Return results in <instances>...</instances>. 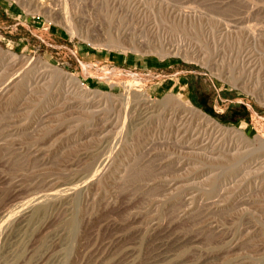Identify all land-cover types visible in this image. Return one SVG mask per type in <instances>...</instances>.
<instances>
[{
	"label": "rangeland",
	"instance_id": "rangeland-1",
	"mask_svg": "<svg viewBox=\"0 0 264 264\" xmlns=\"http://www.w3.org/2000/svg\"><path fill=\"white\" fill-rule=\"evenodd\" d=\"M39 1L0 0V264H264V0Z\"/></svg>",
	"mask_w": 264,
	"mask_h": 264
},
{
	"label": "bare ground",
	"instance_id": "bare-ground-1",
	"mask_svg": "<svg viewBox=\"0 0 264 264\" xmlns=\"http://www.w3.org/2000/svg\"><path fill=\"white\" fill-rule=\"evenodd\" d=\"M38 6H40V8H42V9H45V10H52V8H51V5H49V3H48V1H46V0H40L39 1V3L37 4ZM44 12H46V11H44ZM53 13V12H52ZM124 40V39H123ZM125 42V41H124ZM111 43V42H110ZM127 43V42H126ZM131 45V44H130ZM126 46V45H125ZM1 50V49H0ZM7 52V51H6ZM10 52V51H9ZM8 55V54H7ZM11 55V54H10ZM12 56H14V57H16V58H14V60L13 59H11V60H13V63L14 64H16L17 62H18V58L19 57H17V54L15 55V54H12ZM26 57V56H25ZM23 59V58H22ZM27 59V58H26ZM25 59V60H26ZM22 62V61H21ZM12 63V64H13ZM13 64V65H14ZM23 64V63H22ZM48 69H53L54 67L53 66H50L49 64H44ZM11 66V65H10ZM12 67V66H11ZM46 72H47V70H46ZM105 73L107 72V71H104ZM42 74H43V72H42ZM63 74V73H62ZM107 74H108V72H107ZM64 76V78H66V79H68V80H71L72 81V84L74 83V85H75V87H76V91L78 92H80V93H82V95L83 94H86V95H90V94H94V95H96L97 93H100V91H97V90H92L88 85H85L82 81H80V79L79 78H77L76 77V75L74 76V75H70V74H63ZM99 75V74H98ZM116 75V74H115ZM42 76V75H41ZM40 76V77H41ZM47 76V75H46ZM134 76V75H133ZM45 77V76H44ZM131 78V77H130ZM42 80V79H41ZM133 90V89H132ZM73 91V90H72ZM130 92H131V90H130ZM103 93V92H102ZM108 95H112L111 93H107ZM106 94V95H107ZM139 95V97H140V103L142 104V106H140V109H142V114H143V117H145L146 116V119L148 118V116H151V115H153L156 111H158L157 110V106H156V104L155 103H157V101L155 102V100H153L152 98H151V96L148 94V93H146V92H143V93H139L138 94ZM178 101H179V103H180V105L181 106H183L187 111H189V113H190V115H193V114H198V116H200V117H203V119H206V120H210V121H212L213 123H214V126H216V127H219L220 129L222 128V126L217 122V121H215V120H212V118H210L208 115H206L205 113H203L200 109H198V108H196L193 104H192V102L189 100H185L184 98H179L178 99ZM159 102V101H158ZM100 104V103H99ZM98 105V104H97ZM135 108V107H134ZM136 111V110H135ZM141 112V111H140ZM192 113V114H191ZM142 117V118H143ZM218 128V129H219ZM107 167H108V165H107V162H104L103 163V165L101 166V168L97 171V172H95V179H99V178H102V176H104V174H105V172H106V170H107ZM87 188H88V186H85V188H84V190H87ZM89 191V190H88ZM88 191H86V192H88ZM24 220V219H23ZM47 224V222L44 224V225H46ZM240 239V238H239ZM230 241V240H229ZM235 244V243H234ZM230 245V244H229ZM225 246V245H224Z\"/></svg>",
	"mask_w": 264,
	"mask_h": 264
}]
</instances>
